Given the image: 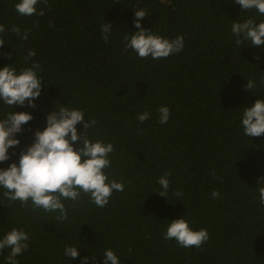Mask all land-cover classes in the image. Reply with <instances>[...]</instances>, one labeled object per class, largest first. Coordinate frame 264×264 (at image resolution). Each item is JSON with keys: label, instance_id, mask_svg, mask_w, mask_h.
Instances as JSON below:
<instances>
[{"label": "trees", "instance_id": "trees-1", "mask_svg": "<svg viewBox=\"0 0 264 264\" xmlns=\"http://www.w3.org/2000/svg\"><path fill=\"white\" fill-rule=\"evenodd\" d=\"M18 2L0 0L6 29L0 33V68L19 71L38 63L42 91L35 108L0 101V120L11 111L33 117L0 168L18 163L34 132L47 126L46 114L68 106L96 121L90 139L113 144L106 174L125 186L102 208L83 194L77 202L64 200L63 221L55 212L33 210L31 201L24 207L9 202L0 188V238L12 228L30 237L18 264H81L83 257H93L87 264H103L106 249L120 264H264V205L256 186L264 176V135L250 138L241 125L242 108L264 99V46H237L231 32L232 23H259L264 15L232 0H39L43 16H22ZM134 9L146 11L140 23L150 32L168 39L182 35V51L156 60L125 51L123 38L138 31ZM106 22L112 25L108 42L101 32ZM29 51L35 55L25 60ZM3 53H12L11 59ZM249 79L255 81L252 91L244 88ZM161 106L170 110L163 124ZM145 111L151 115L141 123L137 115ZM165 173L167 197L156 193ZM181 216L194 230H208L201 248L164 239L170 220ZM66 245L77 247L76 259L64 254ZM9 252H0V264H7Z\"/></svg>", "mask_w": 264, "mask_h": 264}, {"label": "clouds", "instance_id": "clouds-1", "mask_svg": "<svg viewBox=\"0 0 264 264\" xmlns=\"http://www.w3.org/2000/svg\"><path fill=\"white\" fill-rule=\"evenodd\" d=\"M234 4L243 10H257L264 15V0H232ZM39 0H19L15 4V10L22 16L40 15L36 5ZM47 4V0H44ZM134 26L138 31L132 32L131 36H125L122 43L124 50H133L140 58L163 59L182 51L184 37L176 36L168 39L154 34L141 26V19L147 16L143 9H134ZM112 25L106 22L101 25L102 38L109 41ZM6 31L4 25H0V33ZM11 31L20 35V28L13 25ZM231 32L235 35L237 46L248 43L254 47L264 46V21L257 23L249 18L243 22H234ZM24 40L28 39V32H24ZM5 39L0 38V48ZM11 59L12 53H3ZM35 55L29 51L25 60ZM259 59V57H255ZM40 65L33 63L31 67L19 71L13 65H5L0 68V101L13 108L24 106L35 108V99L41 95L42 81L38 76ZM255 87L254 80H247L245 90ZM241 125L246 136L260 137L264 135V99H257L253 105L242 108ZM159 123H167L170 110L167 106L157 109ZM150 113L145 111L137 115V119L143 123L149 119ZM33 119L28 112H13L6 114L0 120V163L10 160L9 149L16 148L20 141L16 138L17 133L22 132V126ZM47 126L41 131L34 132L31 145L19 153V160L12 162L7 168H0V188L5 189L3 195L9 202H19L21 207L27 206L31 201L32 209H42L44 212H55L56 220L63 221L68 218V211L63 203L64 200L77 202L81 195L88 196L90 202L97 207H104L114 191L123 192L124 184L115 179L109 181L106 170L111 167L110 154L114 152L111 142L105 143L102 139H90L88 130L96 121L88 118L78 108L61 106L59 109L46 114ZM82 124V131L78 132L77 125ZM14 154V153H13ZM170 173L160 176L157 183L160 185V196L167 197L170 182L167 177ZM264 176L257 180L259 203L264 205V186H261ZM174 195L179 198L183 195L177 191ZM213 198L219 197L218 191L212 192ZM75 206V203L71 205ZM164 239L175 240L182 248H201L209 240L206 228L194 230L189 222L183 217L170 220ZM30 237L23 229L12 228L3 238H0V252L10 249L6 257L7 264H18L17 257L27 251ZM64 254L70 259L79 256L77 247L66 245ZM93 257H83L81 264H87ZM103 264H120L119 258L112 249L103 252Z\"/></svg>", "mask_w": 264, "mask_h": 264}]
</instances>
